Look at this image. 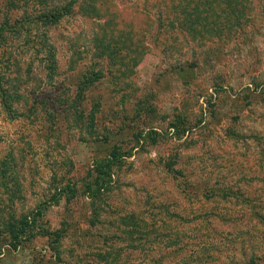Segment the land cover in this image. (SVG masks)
Segmentation results:
<instances>
[{
	"label": "rangeland",
	"instance_id": "1",
	"mask_svg": "<svg viewBox=\"0 0 264 264\" xmlns=\"http://www.w3.org/2000/svg\"><path fill=\"white\" fill-rule=\"evenodd\" d=\"M69 1L0 0V25L20 24L0 44V264H252L244 215L264 206V0H244L241 19L221 23L236 34L209 45L162 29L177 19L154 7L147 52L123 87L103 74L80 101L82 76L105 62L91 55L96 12L34 24ZM146 2L114 0L123 16ZM43 36L52 72L35 56ZM176 117L187 120L181 137L167 129ZM114 148L127 154L111 182L86 194L95 161ZM223 184L242 197L216 198Z\"/></svg>",
	"mask_w": 264,
	"mask_h": 264
},
{
	"label": "trees",
	"instance_id": "2",
	"mask_svg": "<svg viewBox=\"0 0 264 264\" xmlns=\"http://www.w3.org/2000/svg\"><path fill=\"white\" fill-rule=\"evenodd\" d=\"M162 4H165V8L170 11L171 15H174L175 20L177 19L174 23L175 25H169V19L166 23L164 21L162 29H171L172 31L180 29L193 36L200 33L199 39L202 40L201 43L209 45L215 41L224 42L227 38H232L236 34L238 29L228 32L229 28H227V32L221 31V29H223L221 23L224 20L226 21L228 17L229 19L230 17H237L238 20H240V10L243 8L244 0H147L145 5L146 8L142 11L143 13H140L138 9H130L125 16L119 13L117 10L118 7L114 4V0H71L66 4L55 5L53 8L47 10V12L40 13V15L34 19V24L49 28L57 25L64 17L72 13L77 15L82 14L83 10L87 11V9H89V6H92L94 13L96 12V17L94 19L97 23L94 26L95 30L91 34V55L96 56L97 59L104 58L105 62L102 65L99 63L104 73L99 71L100 73L96 72L87 76H82V81L79 83L77 89V96L80 101V97L83 95L84 91L102 80L104 78L103 74H107L115 81L113 84L115 89L119 90L123 87L120 84L121 80L133 74L138 61L142 55L147 52L145 47L146 35L157 21L156 18L151 16V12L154 7H160ZM74 5L77 11H74ZM98 19L102 20V24L98 23ZM7 22L9 24V21ZM232 24L230 29L235 28L233 26L236 25V23L233 22ZM19 25L18 20L10 26L6 24L0 25V44L5 40L3 35L5 28L7 30H12V32H17L15 31V27H19ZM139 31H141V33H139ZM45 40L46 37L43 36L42 41L38 44L40 49L39 51H35V56L38 57L42 52L45 53L44 56L46 58L45 62L47 64V69L52 72L56 64L55 50L44 43ZM138 45H140V47ZM127 65L129 67H125ZM1 94L5 95L6 93L2 90ZM2 104L6 111L11 112V108L7 107V103L5 104L3 99ZM183 118L176 117L175 121L169 124L167 128L168 132L173 130V135L176 137L184 135L188 129L186 127L187 120L185 117ZM184 126L186 129L179 132ZM153 140H155V138H153ZM125 154L127 153L121 151L119 148H114L106 158L95 161L90 175L91 179L82 184L81 190L83 189L86 194H90L92 197L104 191L113 177V168L121 162L124 156H126ZM233 187L234 186L227 184L221 185L215 197L221 200L240 199L242 196L239 195L240 193H235ZM63 192L76 194L77 189L67 187ZM204 196L206 199H211L213 197L206 194ZM245 200L247 199L244 198V201ZM204 214H207L206 211H204ZM204 214L201 215L202 218L205 217ZM244 216L252 223L253 242L258 243L256 247L250 246L248 248L250 252H252L251 262L252 264H256V261H259L264 264V251L259 254V256L256 255V252H259L260 249L264 250V206H250V211ZM27 221V218H25L26 226L29 224ZM25 230L24 226L20 236L25 234ZM15 238L18 240V237ZM18 244L19 241L14 244V247L16 248ZM237 250H241L242 255L245 254L244 247H239ZM211 256H213V254ZM209 259L212 260L213 263L220 261V257H216L215 254L214 258L209 257L208 260Z\"/></svg>",
	"mask_w": 264,
	"mask_h": 264
}]
</instances>
